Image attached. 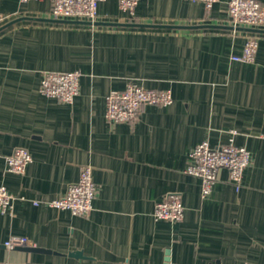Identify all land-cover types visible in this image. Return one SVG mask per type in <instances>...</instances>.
<instances>
[{
  "label": "crops",
  "instance_id": "1",
  "mask_svg": "<svg viewBox=\"0 0 264 264\" xmlns=\"http://www.w3.org/2000/svg\"><path fill=\"white\" fill-rule=\"evenodd\" d=\"M227 1L206 11L191 0H139L127 16L117 0H101L90 23L52 19L49 0H0V184L17 197L0 213V264H264V26L233 32ZM252 33L254 61H232ZM73 70L72 103L38 91L44 71ZM128 82L169 90L173 101L110 124L105 96ZM202 140L250 152L238 190L222 169L201 196L184 169ZM17 147L32 156L22 174L6 171ZM84 165L96 186L87 215L43 203ZM171 192L182 220H155ZM12 235L55 253L7 249Z\"/></svg>",
  "mask_w": 264,
  "mask_h": 264
},
{
  "label": "built area",
  "instance_id": "2",
  "mask_svg": "<svg viewBox=\"0 0 264 264\" xmlns=\"http://www.w3.org/2000/svg\"><path fill=\"white\" fill-rule=\"evenodd\" d=\"M22 3L41 0H19ZM50 17L54 20H80L94 23L98 18V4L101 0H49ZM203 4L209 11L219 0H191ZM139 0H117L118 8L127 16L135 12ZM226 16L233 32L239 28L259 29L264 26V7L257 0H228ZM8 16L0 12V25ZM250 30H247V32ZM258 41L254 33L248 35L240 54L232 55V61L253 62L257 52ZM81 73L73 71H44L38 91L46 97L70 104L79 92ZM173 97L169 90L144 88L135 82H128L122 90H110L105 96V118L108 123L135 122L145 105L168 106ZM32 161V156L25 148L17 147L6 157V171L22 174ZM250 164V152L244 146L232 142L211 147L207 140L197 143L189 152V161L185 173L201 181V196H208L218 179L220 170L228 172V181L236 190L241 187L245 168ZM96 186L92 179L90 166H81L78 179L66 188L65 192L43 203L59 209L68 210L76 216H85L92 209ZM0 184V213H10L16 199ZM38 202H35L37 204ZM184 207L179 193L171 192L159 200L153 210L155 220L172 223L183 218ZM3 245L7 249L17 247H36L27 237L12 235Z\"/></svg>",
  "mask_w": 264,
  "mask_h": 264
},
{
  "label": "water",
  "instance_id": "3",
  "mask_svg": "<svg viewBox=\"0 0 264 264\" xmlns=\"http://www.w3.org/2000/svg\"><path fill=\"white\" fill-rule=\"evenodd\" d=\"M239 29L240 30H254V29H247V28H239ZM17 249L26 250V251H34V252L55 253L52 250L45 249V248H40V247L24 246V247H17ZM68 255L76 257V258L84 257L80 250L70 251V252H68Z\"/></svg>",
  "mask_w": 264,
  "mask_h": 264
}]
</instances>
